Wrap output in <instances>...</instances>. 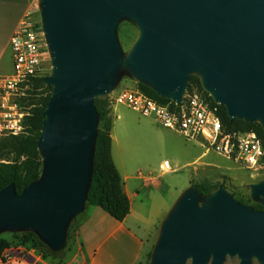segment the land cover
<instances>
[{
  "label": "water",
  "instance_id": "1",
  "mask_svg": "<svg viewBox=\"0 0 264 264\" xmlns=\"http://www.w3.org/2000/svg\"><path fill=\"white\" fill-rule=\"evenodd\" d=\"M52 87L37 148L39 178L0 189V232L31 231L56 252L87 203L99 114L94 100L125 71L180 106L190 75L230 118L264 131V0H37ZM138 29L126 54L118 31ZM261 210L220 185L190 184L160 224L150 264H264V178L249 185Z\"/></svg>",
  "mask_w": 264,
  "mask_h": 264
},
{
  "label": "crops",
  "instance_id": "2",
  "mask_svg": "<svg viewBox=\"0 0 264 264\" xmlns=\"http://www.w3.org/2000/svg\"><path fill=\"white\" fill-rule=\"evenodd\" d=\"M33 4V0H0V78L12 71L9 40L26 11L33 8ZM114 106L111 104V156L120 174L123 190L129 198L130 211L125 219L119 222L101 208L86 204L77 219L76 232L77 243H80L77 244L78 251L83 264H86V260L89 264H140L150 245L155 227L161 224L178 196L194 183L191 179L186 184L163 182L155 162L158 155L148 157L123 153L121 132L127 131L132 119L127 107ZM199 145L203 146L202 143ZM204 154L190 162L172 156L171 160L164 159L159 167L169 172L173 166L179 170L195 164L193 170L199 174L221 171L216 167L202 165L200 159ZM4 254H7V257L2 260ZM3 255L0 257V264H47L34 249L11 247Z\"/></svg>",
  "mask_w": 264,
  "mask_h": 264
},
{
  "label": "trees",
  "instance_id": "3",
  "mask_svg": "<svg viewBox=\"0 0 264 264\" xmlns=\"http://www.w3.org/2000/svg\"><path fill=\"white\" fill-rule=\"evenodd\" d=\"M43 78V76L34 77L23 84L26 87L24 88L25 95L20 102L28 111L22 122L25 133L0 138V189L12 183L16 193L19 194L24 187L37 180L41 174L42 160L37 148V140L42 130L43 111L47 106L52 91V87L46 85ZM136 88L158 103L169 105L172 110L179 109L172 101L159 97L150 87L144 84L137 83ZM192 90H197L206 99L210 107L217 108L216 113L221 121L224 133L253 132L264 148V131L259 123L230 118L224 106L215 103L209 94L202 89L200 81L195 75H190L187 86V92ZM94 104L99 114V125L86 204L101 208L113 219L121 222L130 211V201L123 190L120 174L111 156V128L113 124L111 102L107 97H98L95 98ZM196 186L202 195H206L220 185L206 186L196 184ZM231 194L235 196L234 193ZM236 200L242 204L252 206L255 210L262 209L260 204L253 202L250 198H236ZM78 217L79 215H77L76 219ZM69 238L70 236L67 234V239ZM37 246L45 245L31 231L20 233L17 246H12L7 238L0 236V257L11 247L34 249ZM40 258L43 259L42 256Z\"/></svg>",
  "mask_w": 264,
  "mask_h": 264
},
{
  "label": "built area",
  "instance_id": "4",
  "mask_svg": "<svg viewBox=\"0 0 264 264\" xmlns=\"http://www.w3.org/2000/svg\"><path fill=\"white\" fill-rule=\"evenodd\" d=\"M35 12L34 7L26 11L9 40L12 71L0 78V138L25 133L22 122L28 113L20 111L15 100L21 91L24 93L23 84L42 76L49 56L41 18H35ZM111 104L124 105L152 117L162 127L179 132L187 140H202L206 150H214L237 162L250 173L264 175V148L256 134L224 133L217 108L210 107L195 90L186 91L178 110L158 103L137 88L119 92Z\"/></svg>",
  "mask_w": 264,
  "mask_h": 264
},
{
  "label": "rangeland",
  "instance_id": "5",
  "mask_svg": "<svg viewBox=\"0 0 264 264\" xmlns=\"http://www.w3.org/2000/svg\"><path fill=\"white\" fill-rule=\"evenodd\" d=\"M33 7L35 8V18L40 17V12L38 8L37 0H33ZM119 39L121 42L122 51L126 54L136 40L138 36L137 27L129 20H124L120 25L118 31ZM51 74L50 70V58L47 55V63L45 69L42 73V76H48ZM137 86V82L131 78L125 71L120 74L119 80L116 84L115 89L110 92L107 97L110 99V102L114 101L115 96L127 89H134ZM26 88V87H24ZM197 91V90H196ZM25 94L23 91L20 92L19 97L15 100L18 105V109L24 113H27V109L21 104V98ZM103 98V97H102ZM124 105L115 104L114 107L119 108ZM126 108V106H125ZM128 108V107H127ZM129 116L131 117V125L128 127L127 131L124 133L121 132V145L122 152L125 154H134L137 156L144 155L150 157L151 155H158L155 158V162L158 165V175L160 179L165 183H188L191 179L194 183L206 186H216L224 185V188L228 193H234L236 198H250V188L249 185L253 182H257L264 178V175L250 173L246 168L242 167L237 162L224 158L214 150H207L204 146H200L199 143L204 142L202 140H187L184 136L177 133L176 131L167 129L159 125L152 117H143L137 112H133L128 108ZM112 111V107H111ZM113 113V112H112ZM99 125V124H98ZM205 153V154H204ZM200 154H204L201 157L202 165L216 167L221 169V171L212 174L211 172H206L205 174L196 173L193 168L194 165H188L182 169H175V167H170L169 172H165L164 169L159 167V164L164 160H171L172 156H177L178 158L184 161H192L195 157ZM4 161V160H2ZM172 165V164H171ZM165 166V165H164ZM196 166H198L196 164ZM210 167H207L209 170H213ZM216 169V170H218ZM190 180V181H191ZM252 200V199H251ZM253 201V200H252ZM255 202V201H253ZM257 203V202H256ZM79 215V214H77ZM77 215L70 221L67 230L64 246L54 252L43 242L45 246H37L34 248L36 253L39 256H42L45 263L47 264H83V259L80 255V252L77 249L76 231H77ZM161 220V218H160ZM159 220V221H160ZM160 229V223L155 227V230L152 234L149 247L146 249L145 253L142 256L140 264H150L151 253L153 247L156 243ZM26 231H10L5 230L0 232V236L7 238L12 246H17L19 242L20 233ZM67 234L70 236L67 239ZM150 255L148 256V254ZM2 260L7 257V254L2 256ZM86 264H89L86 260ZM186 264H189L187 262ZM209 264V263H207ZM224 264H239L237 257L229 258L226 257ZM251 264H259L255 259H252Z\"/></svg>",
  "mask_w": 264,
  "mask_h": 264
}]
</instances>
